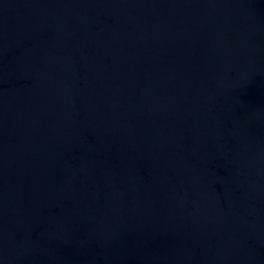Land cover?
Here are the masks:
<instances>
[{
  "label": "water",
  "instance_id": "95a60500",
  "mask_svg": "<svg viewBox=\"0 0 264 264\" xmlns=\"http://www.w3.org/2000/svg\"><path fill=\"white\" fill-rule=\"evenodd\" d=\"M0 264H264V0H0Z\"/></svg>",
  "mask_w": 264,
  "mask_h": 264
}]
</instances>
